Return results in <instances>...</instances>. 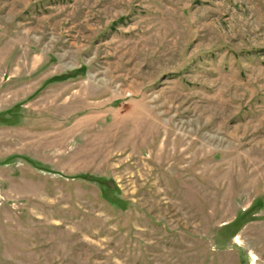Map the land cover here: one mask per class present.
I'll return each mask as SVG.
<instances>
[{
	"label": "rangeland",
	"instance_id": "1",
	"mask_svg": "<svg viewBox=\"0 0 264 264\" xmlns=\"http://www.w3.org/2000/svg\"><path fill=\"white\" fill-rule=\"evenodd\" d=\"M0 264H264V0H0Z\"/></svg>",
	"mask_w": 264,
	"mask_h": 264
}]
</instances>
